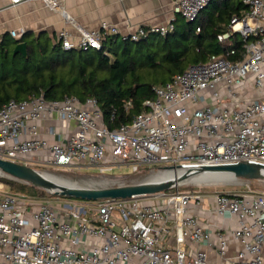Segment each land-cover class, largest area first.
I'll return each mask as SVG.
<instances>
[{
  "label": "built area",
  "instance_id": "2783aa9c",
  "mask_svg": "<svg viewBox=\"0 0 264 264\" xmlns=\"http://www.w3.org/2000/svg\"><path fill=\"white\" fill-rule=\"evenodd\" d=\"M40 1L67 18L57 0ZM210 1L175 0L173 11L193 22ZM243 2L247 11L232 16L217 35L220 42L233 34L245 41L239 59L211 54L189 65L156 87L154 99L145 100L130 122L114 129L105 125L93 98L10 100L0 108V158L19 162L45 149L47 163L59 169L95 166L101 174L113 166L155 175L241 161L264 165V0ZM173 28L172 22L140 26L122 36L135 41L147 31L164 36ZM104 34L117 30L102 23L101 31L80 30L75 41L65 30L57 38L64 50L100 49ZM44 114L77 128L66 142L49 143L39 136ZM201 211L214 213L221 224L205 226ZM226 218L232 220L228 225ZM83 236L102 241L77 249ZM209 251L225 264H264V190L176 189L89 206L12 193L0 182V264H216Z\"/></svg>",
  "mask_w": 264,
  "mask_h": 264
},
{
  "label": "trees",
  "instance_id": "16d2710c",
  "mask_svg": "<svg viewBox=\"0 0 264 264\" xmlns=\"http://www.w3.org/2000/svg\"><path fill=\"white\" fill-rule=\"evenodd\" d=\"M247 9L243 0H211L193 22L180 15L183 23L175 21L173 30L164 36L147 31L133 41L119 34H104L100 49L64 50L59 41L51 42L42 33L27 39L26 35L15 39L2 35L0 108L10 100H30L40 95L46 100L93 98L105 125L117 128L130 122L144 108L145 100L154 99L156 87L189 65L204 63L211 54L239 59L245 41L233 34L220 42L217 35L226 30L232 16H241ZM18 42L26 43V56L13 53ZM231 49L235 53L226 55ZM0 182L12 193L33 198L52 196L14 179L0 176Z\"/></svg>",
  "mask_w": 264,
  "mask_h": 264
},
{
  "label": "crops",
  "instance_id": "0c3cea01",
  "mask_svg": "<svg viewBox=\"0 0 264 264\" xmlns=\"http://www.w3.org/2000/svg\"><path fill=\"white\" fill-rule=\"evenodd\" d=\"M66 12L63 17L60 10H53L40 0H20L11 4L10 0H0V38L15 39L26 35V39L39 34L49 37L51 42L58 41L61 30L67 31L75 41L80 30L101 31L102 23L115 28L117 34L128 35L138 27L164 26L170 22L178 23L180 15L173 11L175 0H57ZM180 23V22H179ZM16 31L17 36L10 35ZM244 95V94H243ZM39 136L49 143L66 142L77 128L75 122L64 121L53 114H44L38 121ZM26 137V136H24ZM48 151L43 149L26 155L19 162L47 164ZM214 191V190H213ZM212 191V192H213ZM208 192V191H207ZM152 198V197H151ZM94 205L92 203L87 204ZM204 225L213 229L221 224V218L210 211L199 212ZM228 225L232 220L225 219ZM101 239L83 236L77 249L88 250ZM235 246L230 244L228 256L235 253ZM209 258L216 264H225L214 252L209 251Z\"/></svg>",
  "mask_w": 264,
  "mask_h": 264
},
{
  "label": "water",
  "instance_id": "95a60500",
  "mask_svg": "<svg viewBox=\"0 0 264 264\" xmlns=\"http://www.w3.org/2000/svg\"><path fill=\"white\" fill-rule=\"evenodd\" d=\"M13 53H20L23 56H26V43L18 42L13 48ZM202 171L229 172L235 179L241 178L264 181V165L248 161L190 168L184 171L181 176L178 177V180L181 183L191 175ZM0 176L27 183L35 188L45 190L51 195L67 196L86 200L104 198L124 199L133 196H150L165 192L166 190L176 186V182L173 178L162 180H151L148 178L137 183L102 188L83 187L79 185L65 186L55 183L47 178L42 172L25 163L7 160L4 158H0Z\"/></svg>",
  "mask_w": 264,
  "mask_h": 264
},
{
  "label": "rangeland",
  "instance_id": "374dc122",
  "mask_svg": "<svg viewBox=\"0 0 264 264\" xmlns=\"http://www.w3.org/2000/svg\"><path fill=\"white\" fill-rule=\"evenodd\" d=\"M183 23L182 18H179L178 23ZM29 166L35 168L36 170L42 173H49L54 176L69 180L71 182L76 183L79 186L83 187H91V188H102V187H110L117 185H126L141 182L150 175H154V173H144V172H133L130 167L127 166H113L111 170L105 171L102 174L99 172L98 168L95 166L81 167L80 169L73 170H65L59 169L56 166L47 163V164H38L34 162H28ZM213 179V178H212ZM207 180L201 183H195L192 179H187L186 181L177 182L176 186L171 188L170 192L178 190H198L201 192L207 191H243L247 187L250 186L252 190L260 191L264 190V181H256V180H247V179H235L234 177H224L217 178L214 180ZM179 184V185H178ZM7 189V188H6ZM44 198L52 199L53 201H63L68 203H83V204H96L101 199L97 200H86L81 198H73L67 196H43ZM42 198V197H40ZM142 203H145L144 201ZM156 204V202L154 203Z\"/></svg>",
  "mask_w": 264,
  "mask_h": 264
},
{
  "label": "bare ground",
  "instance_id": "6f19581e",
  "mask_svg": "<svg viewBox=\"0 0 264 264\" xmlns=\"http://www.w3.org/2000/svg\"><path fill=\"white\" fill-rule=\"evenodd\" d=\"M186 171V170H180V169H166L162 172H158L155 175L151 176L150 179L151 180H162V179H174L175 182H180L178 180V177L181 176V174ZM47 178H49L50 180L54 181L57 184H61V185H65V186H76L77 184L74 182H71L69 180L54 176L52 174L49 173H43ZM224 177H233V175L229 172H218V171H202L196 174H193L189 177V179H192L194 181V184L196 183H201L203 181H207V180H214L217 178H224ZM188 179V178H187ZM186 179V180H187ZM184 180V181H186Z\"/></svg>",
  "mask_w": 264,
  "mask_h": 264
}]
</instances>
